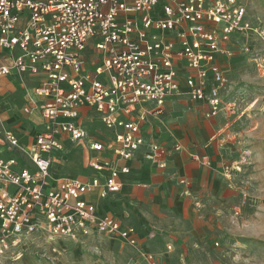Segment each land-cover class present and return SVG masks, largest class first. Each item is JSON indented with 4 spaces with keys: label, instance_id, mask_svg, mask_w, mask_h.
Instances as JSON below:
<instances>
[{
    "label": "built area",
    "instance_id": "2783aa9c",
    "mask_svg": "<svg viewBox=\"0 0 264 264\" xmlns=\"http://www.w3.org/2000/svg\"><path fill=\"white\" fill-rule=\"evenodd\" d=\"M251 30L237 0H0V79L40 77L23 111L37 110L42 120L30 147L5 132L9 148L27 160L0 157V255L37 232L71 239L99 233L138 248L134 228L99 215L89 199L118 193L120 175L129 172L98 154L131 160L144 145L143 106L152 104L158 113L171 95L205 102L206 118L232 113L221 96L227 78L218 58L231 57V35ZM82 107L98 114L110 136L87 144L98 175L88 182L52 178L50 154L62 149L60 137L86 140ZM148 146L145 160L165 168L166 148ZM249 161L243 149L225 171L240 173ZM140 253L154 264L151 254Z\"/></svg>",
    "mask_w": 264,
    "mask_h": 264
},
{
    "label": "crops",
    "instance_id": "0c3cea01",
    "mask_svg": "<svg viewBox=\"0 0 264 264\" xmlns=\"http://www.w3.org/2000/svg\"><path fill=\"white\" fill-rule=\"evenodd\" d=\"M226 61V58H218L224 73ZM24 77L31 87L27 90L21 110L32 124L33 132L23 142L18 137V132L15 131L14 135L23 147H30L42 130V120L39 111L27 114L23 109L31 98L35 99L33 89L40 77ZM7 82V77L1 78L0 87ZM181 87L182 90L185 89L183 85ZM221 96L223 99V91ZM37 101L40 102L38 99ZM143 108L147 110L146 119L140 126L144 145L133 158L123 161L115 159L108 151L98 154L102 158H110L117 168L128 167L129 172L120 175L122 189L104 200L96 195L89 199L95 204L99 215L110 214L121 222L122 227L134 228L138 248L130 247L115 237L129 250L132 264H148L140 252L151 254L154 264H162V256L181 247H185L189 258H192L197 252L196 247L203 246L200 244L206 242L203 240L217 224L221 204L231 198H239L238 176L241 172L225 171L226 167L238 160L243 150L235 144L233 136L234 113L222 111L215 118H206V103L193 102L186 93L169 96L158 113H154L152 104H145ZM140 112L142 111L134 112L133 117ZM79 122L87 132L86 140L79 142L77 147L83 152L88 176H63L53 170V163L59 160L64 144L70 141L63 135L60 137L62 149L50 154L52 178H76L88 182L98 175L90 166L89 159L95 154L88 150L87 144L92 139L109 141V132L106 129L105 133L92 131L91 127L103 125L98 114L90 108L82 107L79 110ZM149 143H157L168 151L165 168L160 169L145 160ZM176 146L180 149L175 150ZM7 149L9 152L13 151L9 146ZM19 159L27 160L23 156ZM24 163L27 167H32L29 162ZM181 180L184 182L181 183ZM228 208L230 213L235 214L236 203L230 202ZM130 220L137 223V226ZM159 239L164 245L162 252H159L162 250Z\"/></svg>",
    "mask_w": 264,
    "mask_h": 264
},
{
    "label": "rangeland",
    "instance_id": "374dc122",
    "mask_svg": "<svg viewBox=\"0 0 264 264\" xmlns=\"http://www.w3.org/2000/svg\"><path fill=\"white\" fill-rule=\"evenodd\" d=\"M237 1L245 7L252 30L231 35V45L226 46L231 57L225 63L223 101L234 106L235 144L249 150L250 161L238 176L239 198L221 204L217 224L203 240L206 242L200 244L203 246L196 247L194 257L189 258L185 247L176 248L162 256V264H264V0ZM7 78L8 82L0 87V156L22 158L18 151H8L5 132H18L22 142L32 134V124L21 110L31 86L25 77ZM91 129L106 131L99 125ZM77 144H64L59 160L53 163L55 172L88 176ZM233 201L235 214L228 208ZM158 242L162 252V240ZM130 257L129 250L114 236L51 238L37 232L22 238L15 250L0 255V264H132Z\"/></svg>",
    "mask_w": 264,
    "mask_h": 264
}]
</instances>
